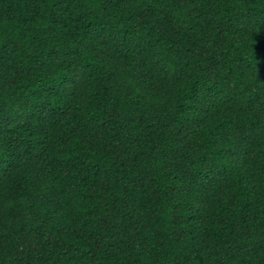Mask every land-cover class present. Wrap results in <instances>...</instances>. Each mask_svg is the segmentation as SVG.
<instances>
[{"label":"trees","instance_id":"1","mask_svg":"<svg viewBox=\"0 0 264 264\" xmlns=\"http://www.w3.org/2000/svg\"><path fill=\"white\" fill-rule=\"evenodd\" d=\"M0 264H264V0H0Z\"/></svg>","mask_w":264,"mask_h":264}]
</instances>
